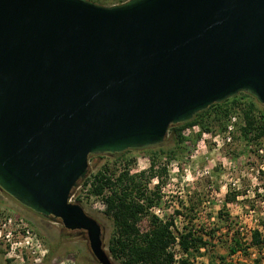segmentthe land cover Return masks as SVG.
I'll return each instance as SVG.
<instances>
[{"label":"water","instance_id":"water-1","mask_svg":"<svg viewBox=\"0 0 264 264\" xmlns=\"http://www.w3.org/2000/svg\"><path fill=\"white\" fill-rule=\"evenodd\" d=\"M240 92L264 106V0H0V189L113 264L69 201L89 156L160 144Z\"/></svg>","mask_w":264,"mask_h":264},{"label":"rangeland","instance_id":"rangeland-1","mask_svg":"<svg viewBox=\"0 0 264 264\" xmlns=\"http://www.w3.org/2000/svg\"><path fill=\"white\" fill-rule=\"evenodd\" d=\"M114 1L99 4H116ZM258 107L264 106L258 103ZM230 114H236L238 119L236 133L229 144H217L228 124L227 116L222 129L213 122L210 130H204L199 124L182 129L184 153L180 152L176 137L168 132L158 146L130 149L122 159L114 154L90 155L86 177L104 164L115 166L118 171L128 168L130 174L146 172L151 151L161 150L156 161L158 166H165L166 174L154 176L147 184L148 191H153L158 184L160 198L149 207L147 214L142 215L143 218L147 220L153 215L161 222L173 219L175 233L191 225L194 230L199 227L206 232L215 230L211 237L202 231L208 244L192 258L194 264H222L221 257L228 264H252L258 256L259 264H264V249L260 252L250 246L234 255H229L227 250L233 238H237L242 247L249 245L253 230H258L264 239V139L246 140L240 132L244 125L242 115ZM196 135L198 137L194 139ZM261 146L263 154L258 152ZM170 150H175L177 156L167 159ZM128 159L133 161L125 166L124 160ZM87 189L88 185H78L71 201L80 199L75 203L101 225L104 249L112 263L123 264L109 252L114 226L112 219L104 214V200L96 196L87 198ZM233 194L235 198L229 201ZM9 219L11 223H8ZM19 219L37 238V249L17 247L14 241L24 240V232L13 230L10 240L0 237V264H98L83 231L66 230L59 220L41 216L0 189V224H4L1 229L4 232L14 229ZM144 219L138 220L140 228L146 225ZM170 250L179 258L184 256L179 247Z\"/></svg>","mask_w":264,"mask_h":264},{"label":"trees","instance_id":"trees-1","mask_svg":"<svg viewBox=\"0 0 264 264\" xmlns=\"http://www.w3.org/2000/svg\"><path fill=\"white\" fill-rule=\"evenodd\" d=\"M101 3L106 0H91ZM126 0H115L114 3L120 4ZM236 112L242 115L244 125L240 127V132L248 141H259L264 139V107H258V102L248 93L240 92L237 95L228 98L222 102L213 103L205 110L197 112L193 117L184 122L171 125L167 133L173 134L178 142L180 152L185 148L182 146L184 137L181 135L182 129L199 124L204 130L211 129V123L219 124L220 129L224 127L225 119L230 113ZM196 135L195 138H197ZM157 145L147 146L153 148ZM146 148V147H143ZM113 153L114 156L124 158L126 152ZM161 150L151 151L150 166L148 171L139 173H129V169L117 170L109 167L108 164L102 165L92 175L90 174L84 180H80L71 190L70 196L74 194L75 188L81 183L88 185L87 195L102 197L105 202L104 214L112 219L114 230L109 239V252L123 264H194L192 258L204 248L208 241L203 237L202 231L210 237L214 231L206 232L204 228L199 229L190 227L183 228L182 231H173L174 221L169 219L161 222L155 216L145 220L142 215L148 213V209L154 203L159 201L158 184L153 191H148L147 184L151 178L158 175L166 174L165 166H158L157 157ZM175 150L168 152L167 159L176 157ZM90 157V156H89ZM89 160V158H88ZM133 159L124 160L125 166L132 162ZM235 198V194L229 201ZM77 197L73 202H79ZM145 220L146 225L140 228L138 220ZM184 254L178 260L174 257L171 247L176 246ZM249 245L242 247L237 238H233L227 245L229 255H234L238 251H244L250 246L256 247L260 252L264 249V239L258 230H253ZM222 264H228L221 257ZM260 257L253 260L252 264H259Z\"/></svg>","mask_w":264,"mask_h":264},{"label":"built area","instance_id":"built-area-1","mask_svg":"<svg viewBox=\"0 0 264 264\" xmlns=\"http://www.w3.org/2000/svg\"><path fill=\"white\" fill-rule=\"evenodd\" d=\"M237 115L236 114H229V120H228V124L224 130V132L222 134H220V139L217 140V144L219 146L224 145V144H229L233 141V135L236 133V124H237ZM258 152L260 154H263V147L261 146L260 148H258ZM72 196H70L69 201L72 200ZM102 205L105 206V202L102 201ZM8 223H11V219L8 220ZM1 226L3 227L4 224H0V237L4 236L5 239L10 240L11 236H13V230L16 232L18 231L19 233L22 231L24 232V240H18V241H14L15 245L21 246L23 245V247L31 249V247H35V249H37V238L31 234L29 228L27 227V225L24 223L23 220L19 219L16 224H15V228L7 230L6 232H4L1 229ZM176 247H178V244H176ZM174 257L176 260H178V258L180 256H176L174 254ZM177 264V263H174Z\"/></svg>","mask_w":264,"mask_h":264}]
</instances>
